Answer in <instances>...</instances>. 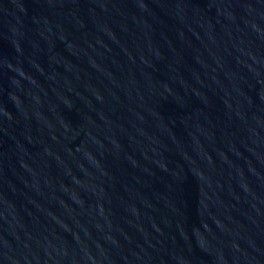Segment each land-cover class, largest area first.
<instances>
[{
    "label": "water",
    "instance_id": "95a60500",
    "mask_svg": "<svg viewBox=\"0 0 264 264\" xmlns=\"http://www.w3.org/2000/svg\"><path fill=\"white\" fill-rule=\"evenodd\" d=\"M0 264H264V0H0Z\"/></svg>",
    "mask_w": 264,
    "mask_h": 264
}]
</instances>
